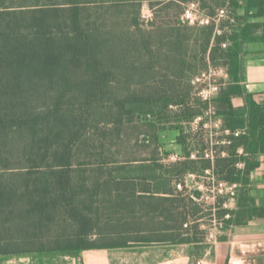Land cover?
Here are the masks:
<instances>
[{"label":"trees","instance_id":"trees-1","mask_svg":"<svg viewBox=\"0 0 264 264\" xmlns=\"http://www.w3.org/2000/svg\"><path fill=\"white\" fill-rule=\"evenodd\" d=\"M187 1L0 0V256L126 248L139 239L140 228L152 224L151 232L176 227L193 236L183 241H203L197 223L183 228L189 219L211 215H202L192 198L201 193L188 191L187 175L209 173L238 186L235 210L222 207L227 197L216 201L222 230L264 219V205L244 192L257 156L264 154V104L247 90L242 65L243 44L264 36L252 34L259 24L239 23L216 36L213 27L201 28L200 53L229 76L210 104L201 103L223 121L217 140L225 143L211 147L202 128H190L203 110L173 91L190 69L183 33L197 27L141 31L144 2L151 9L154 3L162 9L175 5L179 15L177 4ZM124 6L132 8L126 34L104 19ZM263 6L264 0H247V9L258 10L255 16ZM160 66L175 75L169 89L167 79L155 76ZM134 74L144 79L134 82ZM233 98L243 105L234 108ZM172 106L178 110L168 116ZM141 117L175 123L183 159L162 166L154 159L120 163L105 155L111 149L99 142L115 145L122 126ZM239 148L241 155L235 154ZM209 149L213 159L204 157ZM151 216L156 219L148 222ZM125 232L133 236L122 237Z\"/></svg>","mask_w":264,"mask_h":264},{"label":"crops","instance_id":"crops-1","mask_svg":"<svg viewBox=\"0 0 264 264\" xmlns=\"http://www.w3.org/2000/svg\"><path fill=\"white\" fill-rule=\"evenodd\" d=\"M201 7L207 11L205 4L213 11L228 7L237 26L242 24H259L254 28V36H264V6L260 16H255L257 9H247V0H199ZM215 5V6H214ZM234 5V6H233ZM210 13V12H209ZM242 65L244 84L250 93L255 94L254 100L264 104V41L253 40L243 44ZM227 72V70H226ZM229 80L227 74L226 82ZM225 82V83H226ZM242 99L233 98L232 106L239 108ZM218 127L222 129L223 121L218 118ZM176 131V139L170 143L161 141V133ZM179 132L175 127H162L156 132L153 141L158 150L167 147H178L177 160L183 159V146L178 143ZM241 148L235 154L241 155ZM258 166L249 177L245 195L255 199L257 205H264V154L257 156ZM228 210H235L237 202L228 199L225 202ZM191 221L190 219L187 221ZM186 222V223H187ZM159 223H162L159 219ZM209 220L202 219L197 223L199 229L209 228ZM192 227V226H191ZM215 242L206 243L196 240L191 243L182 239H193L175 228H154L128 243L126 248L88 250L81 253L53 255H8L0 256V264H264V219H254L244 226L232 228L230 231L220 230ZM182 240V241H181Z\"/></svg>","mask_w":264,"mask_h":264},{"label":"rangeland","instance_id":"rangeland-1","mask_svg":"<svg viewBox=\"0 0 264 264\" xmlns=\"http://www.w3.org/2000/svg\"><path fill=\"white\" fill-rule=\"evenodd\" d=\"M108 1V0H107ZM154 9H151L150 6L144 2L141 5V14H140V23H141V31L146 33H151V31L160 29V28H181V23L178 21V9L175 5L168 6L166 9H162L164 6H157L156 3ZM180 6V4H177ZM215 6V5H214ZM205 8L207 9V12L214 13L212 8L209 5L205 4ZM119 10V11H118ZM110 10L109 13H107L104 17L105 23L107 24V27L110 28V26H117V33H131V29L128 28V26L125 24L128 14L132 13V8H126L125 6L122 7V9ZM201 28H192L190 31H184V35L189 37L188 41L186 42V62L187 66H190V69L185 71L183 81L181 80V83L179 85L174 84L173 87H176L173 89L175 91V94H178L183 98L185 102L192 103L193 107L196 111H205V107L201 105L203 103L201 96L198 94L201 90L207 89L208 82L205 83H192V80L200 75L201 73H204L208 70L209 67H218L216 65H213V63L209 60L208 53L201 54L200 53V43L203 39ZM182 33V32H181ZM137 34V33H136ZM213 45V43L211 44ZM211 47V46H210ZM227 48V47H226ZM225 48V49H226ZM139 54V53H138ZM139 57V58H138ZM139 59V60H138ZM143 59L140 58V56L137 55V59H135V63L137 65H140L141 61ZM161 67V66H160ZM157 74L155 75L157 80L160 78L167 79L165 82H167V85H164L166 89H169V83H172L175 80V75L173 72H169V70L164 69V67H161V71L159 67H156L155 69ZM125 77V76H124ZM124 77H119L121 82H124ZM134 80H143L144 78L140 75L135 74L131 77ZM136 79V80H135ZM159 82V81H158ZM174 83V82H173ZM169 91V90H168ZM172 89H170V92H173ZM121 94H123L122 91H120ZM173 93V94H174ZM125 94V93H124ZM123 94V95H124ZM214 97H217V95ZM178 110L177 107H169L167 115L170 116L173 112H176ZM149 117H141L140 119H134L132 123L125 124L122 126V133L120 134V138H118L115 142V145L110 142V140H104L99 143L105 144V146L110 151H107L105 155L113 156V159L123 163L127 160H156L158 161L159 165L167 166L171 163H174L177 161V155L179 154V148L178 147H167L162 150H158L155 148V145L153 141L155 138L153 137L156 129H161L162 127H175V123H158L156 120L148 121ZM204 123V139L207 143L214 142L216 136L215 132L218 127V122L216 119H213L209 116H205V120H203ZM198 124V123H197ZM197 124H194L190 127H196ZM100 127L105 128L104 124H100ZM182 127H188V126H182ZM156 134V133H155ZM177 132L176 131H170L166 133H161L160 139L161 141H165V143H170L171 141H174L176 139ZM205 181V180H204ZM196 181L192 178L186 179V185L187 189L193 190L196 188ZM207 182V181H205ZM204 196H210L206 190H203ZM211 201V200H210ZM203 210L202 215L209 214L207 211H205V208H201ZM148 222H151L153 219H156L154 216L150 217ZM209 217H205L204 220H209ZM191 221L193 219H190ZM157 220L153 221L156 222ZM151 224V223H150ZM149 224V225H150ZM153 224L150 225V227L146 228H140V230L147 234L150 229L152 228ZM129 228V227H128ZM139 234L137 237H146L143 236L145 234ZM56 233V232H55ZM131 235V236H130ZM122 237L128 238L132 237L133 235L129 232H125ZM50 238V237H48ZM52 238V236H51ZM94 238V237H93ZM116 238V237H115Z\"/></svg>","mask_w":264,"mask_h":264},{"label":"built area","instance_id":"built-area-1","mask_svg":"<svg viewBox=\"0 0 264 264\" xmlns=\"http://www.w3.org/2000/svg\"><path fill=\"white\" fill-rule=\"evenodd\" d=\"M179 4L181 6V12L179 13L177 19L183 25L197 28L213 27L214 36L222 35L225 33L230 34L232 28H234L236 25V22L228 7H221L216 9L214 13H209L201 7L199 0H191ZM228 45L229 43L225 42L221 44V47L225 49ZM226 77L227 72L225 68L209 67L207 71L196 76L192 80V83L195 84L208 82L207 89L201 90L198 94L201 96L203 102L210 104L211 101L215 98L214 95H218L221 87L225 84ZM205 116H209L213 119L218 120V118L215 117L213 107L209 106L208 109L203 111L202 114L197 116L190 124V126H192L198 123L196 127H190L192 132H197L200 128H205V125L203 123V120H205ZM215 134L216 136H219L221 134L220 129L219 133L215 132ZM225 134H228V131H225ZM235 134L237 135L238 132ZM224 143L225 141L219 142L217 140V137H215V141L210 142V146L212 147ZM204 153L205 158L213 159V150L209 149L206 150ZM187 178H192L196 181L195 189L201 193V196L199 198L192 197L194 201L202 205V208H205V211L211 213V215L209 216L210 219L208 223L209 228L201 229L204 232L203 240L206 243L215 242L217 240V233H215V231L222 230V221L217 219V217L215 216V213L217 211L216 201L218 197L221 196L227 197L228 199H234L238 186L236 184L217 182L211 174L207 173L205 177L199 178H196L194 175H187L184 178L186 188H188L186 185ZM204 180L207 182H205ZM182 188L183 187L181 182L176 183V189L178 191H181ZM203 190H206V192L211 195L208 197L204 196ZM222 207L226 208L225 203ZM227 217L228 216H226L225 218ZM202 219H199L197 221H189L183 225V228L190 229L193 224L201 222ZM195 264H201V261L198 260L195 262Z\"/></svg>","mask_w":264,"mask_h":264}]
</instances>
